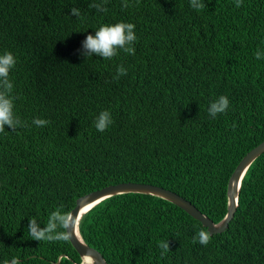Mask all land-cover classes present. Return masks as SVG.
Wrapping results in <instances>:
<instances>
[{
	"label": "trees",
	"instance_id": "trees-1",
	"mask_svg": "<svg viewBox=\"0 0 264 264\" xmlns=\"http://www.w3.org/2000/svg\"><path fill=\"white\" fill-rule=\"evenodd\" d=\"M93 2L0 0V54L16 57L13 111L26 125L0 132V264H80L69 240H34L29 219L43 229L58 206L70 212L78 197L119 182L170 189L219 222L233 169L264 140V0H203L199 11L189 0H107L104 12ZM121 20L135 25V55H83L88 34ZM121 65L127 73L114 79ZM220 95L229 108L213 119L207 108ZM105 109L113 122L99 132ZM201 229L140 193L107 197L78 222L108 264H264V152L241 180L228 227L207 246L193 243Z\"/></svg>",
	"mask_w": 264,
	"mask_h": 264
},
{
	"label": "clouds",
	"instance_id": "clouds-1",
	"mask_svg": "<svg viewBox=\"0 0 264 264\" xmlns=\"http://www.w3.org/2000/svg\"><path fill=\"white\" fill-rule=\"evenodd\" d=\"M190 7L199 11L206 7L203 0H189ZM243 0H235V6L240 7ZM107 0H99L89 5L99 12L107 11L105 5ZM122 8L129 7L128 0H122ZM72 15L79 17L80 10L71 8ZM135 25L130 22L118 21L112 24H101L95 31V35L88 34L83 40V48L87 51L83 53L85 57H90L92 54L102 57L105 60H110L117 55V50L122 49L124 52L135 55V48L132 46L137 40L134 32ZM256 58L261 59L259 52H256ZM16 64V57L10 52L5 51L0 54V132H3L5 125L10 129L15 130L17 125L26 126L18 116L14 114L13 83L9 79L10 71ZM127 70L121 65L117 68V73L114 79H119L125 75ZM229 108V99L226 95H220L217 99L210 102L207 111L208 114L215 119L217 114L225 113ZM111 112L107 109L102 110L94 119V126L99 132H104L110 124H112ZM49 123L45 119H34L33 124L36 126H44ZM235 128V124L232 125ZM75 218L72 212L64 211L63 205L58 206L51 211L47 223L43 229H39L36 224V219L30 218L28 224L29 235L36 241H68L71 232L69 229L74 227ZM207 246L211 240V234L208 231L201 229L196 236L193 237V243L197 242ZM162 251L161 256H164L169 250L168 241H160L157 245ZM7 264V261H4ZM11 264H19L16 257L12 258Z\"/></svg>",
	"mask_w": 264,
	"mask_h": 264
},
{
	"label": "water",
	"instance_id": "water-1",
	"mask_svg": "<svg viewBox=\"0 0 264 264\" xmlns=\"http://www.w3.org/2000/svg\"><path fill=\"white\" fill-rule=\"evenodd\" d=\"M264 152V140L258 145L249 150L238 162L233 169L228 182H227V209L225 216L219 221L214 222L207 215L202 213L195 207L189 200L175 193L174 191L149 183L139 182H119L115 184H109L100 189L88 192L75 200V204L70 212L73 213L75 218L74 227L69 229L71 232L69 243L75 250V252L82 259V263L86 264H108L102 253L86 244L78 231V222L81 216L87 212L94 205L102 201L103 199L123 193H140L149 194L162 198L166 201L173 203L182 210H184L192 218L198 220L201 225L206 228L210 234L220 233L224 231L233 218L237 208L238 192L240 189L241 180L248 169L249 165ZM89 205V206H88ZM87 208L83 210L84 207ZM86 258L90 259V262H86Z\"/></svg>",
	"mask_w": 264,
	"mask_h": 264
},
{
	"label": "bare ground",
	"instance_id": "bare-ground-1",
	"mask_svg": "<svg viewBox=\"0 0 264 264\" xmlns=\"http://www.w3.org/2000/svg\"><path fill=\"white\" fill-rule=\"evenodd\" d=\"M88 206H89V205H88ZM86 208H87V206L84 207L83 210H85ZM86 262H90V259H89V258H86ZM83 264H86V263H83Z\"/></svg>",
	"mask_w": 264,
	"mask_h": 264
},
{
	"label": "rangeland",
	"instance_id": "rangeland-1",
	"mask_svg": "<svg viewBox=\"0 0 264 264\" xmlns=\"http://www.w3.org/2000/svg\"><path fill=\"white\" fill-rule=\"evenodd\" d=\"M196 220V219H195ZM198 221V220H197ZM216 223V222H215ZM59 259H60V256L59 257H57V259H56V262H58L59 261ZM80 264H83L82 263V259H81V262H80Z\"/></svg>",
	"mask_w": 264,
	"mask_h": 264
}]
</instances>
